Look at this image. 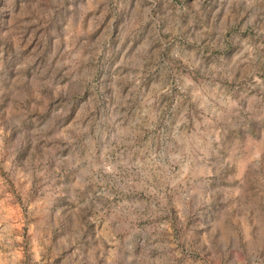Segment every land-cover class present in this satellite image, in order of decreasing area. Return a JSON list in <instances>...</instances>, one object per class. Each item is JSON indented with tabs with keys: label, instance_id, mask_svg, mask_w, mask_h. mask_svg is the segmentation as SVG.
<instances>
[{
	"label": "rangeland",
	"instance_id": "374dc122",
	"mask_svg": "<svg viewBox=\"0 0 264 264\" xmlns=\"http://www.w3.org/2000/svg\"><path fill=\"white\" fill-rule=\"evenodd\" d=\"M0 264H264V0H0Z\"/></svg>",
	"mask_w": 264,
	"mask_h": 264
}]
</instances>
